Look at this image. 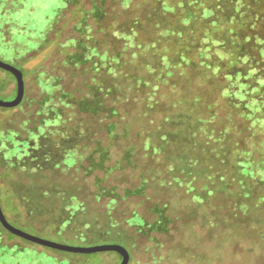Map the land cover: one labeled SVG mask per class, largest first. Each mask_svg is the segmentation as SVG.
<instances>
[{"label": "trees", "instance_id": "1", "mask_svg": "<svg viewBox=\"0 0 264 264\" xmlns=\"http://www.w3.org/2000/svg\"><path fill=\"white\" fill-rule=\"evenodd\" d=\"M19 1L0 0V5L6 9ZM121 1L128 19L111 32L115 47L110 53L94 31L105 17L104 0H90L89 7L81 0H62L59 15L72 7V31L77 36L58 44L59 68L65 73L84 69L89 83L65 90L59 77L33 71L42 91L35 101L39 119L12 126L0 122V181L14 174L31 181L16 182V189L4 198L6 211L19 218L22 206L27 217H36L44 210L46 186L40 188L34 181L77 166L84 176L131 170V183L123 189L101 186L102 180L96 179V197L109 198L113 204L141 197L153 184L174 186L198 204L228 200L226 221H238L241 213L247 222L259 223L256 215L264 211V0ZM51 29L43 47L50 42ZM192 72L198 91L189 98H175L177 110L163 115L144 143L146 151L162 158L163 170L139 168L131 147L108 166V147L94 139L105 133L108 140H118L122 124L118 106L134 89L151 102L160 87L176 77L190 83ZM89 142L95 147L87 153ZM49 184L55 192L77 197L74 189ZM59 208H47L55 217L51 225L57 234L74 229L72 240L106 244L99 234L87 237L92 226L78 217L79 207L70 209L71 214ZM152 214L155 218L149 222L134 213L128 223L142 235L166 233L171 224L166 207L154 205ZM202 220L214 222L207 216ZM113 244H124L121 234L113 233ZM15 255L9 264L33 257L19 247ZM65 264L86 263L65 259Z\"/></svg>", "mask_w": 264, "mask_h": 264}, {"label": "rangeland", "instance_id": "2", "mask_svg": "<svg viewBox=\"0 0 264 264\" xmlns=\"http://www.w3.org/2000/svg\"><path fill=\"white\" fill-rule=\"evenodd\" d=\"M81 1L86 7L91 5L90 0ZM104 4L105 17L94 25V31L103 46L112 53L115 41L111 32L127 22L128 11L121 0H104ZM62 7V0H22L6 9L0 5V60L25 73V101L14 109L0 108L1 123L12 126L25 120L29 122L39 119L35 101L42 91L34 80V70L59 77L65 90L78 89L89 83L84 69L65 73L59 68L61 56L58 44L77 36L72 31L75 20L72 7L66 8L59 15ZM51 26L48 33L50 42L43 47ZM195 74L191 73L190 83L180 77L172 79L169 86L160 87L151 102L145 100L143 91L134 89L130 93L128 99L118 106L122 122L118 127L121 133L118 140H108L105 133H99L94 139L101 140V144L108 147V166L113 167L122 158L125 149L131 147L133 160L139 168L163 170L162 158L146 151L144 143L147 136L156 131L163 115L177 110L174 107L175 98H189L198 91ZM8 78V74L0 69V82L4 80V88L0 92L2 100H11L15 96V80L12 76ZM87 145L88 153L95 147V142ZM76 167L62 173L59 171L57 174H48L45 178L34 181L40 188L46 186V191L42 201L44 210L32 218L27 217L22 206L18 209L19 218H16L6 211L4 204L9 191L16 189V182L28 185L31 181L20 178L18 174L0 181V205L7 221L16 229L47 241L68 246H92L70 239L75 234L74 229L57 234L56 227L51 225L55 217L47 208L52 210L60 207L59 209L71 214L70 209L79 207L82 215L78 217H85L92 226V232H86L87 237L99 234L105 238L106 244H113V233L122 235L124 244L120 245L129 252L128 264H264V211L256 215L259 222L256 224L244 220L241 213L238 214V221H226L227 209L224 206L228 204V200H210L198 204L179 187H160L155 184L141 197L119 200L113 204L109 198L96 197V179L102 180L101 186L123 189L131 183V170L112 171L109 176L95 171L90 176H84ZM49 183L62 189H74L77 197L69 192H55ZM154 205L166 207L171 224L166 233L142 235L136 231L131 221L128 223V219L136 213L151 222L155 218L152 214ZM204 216L214 222L206 223L202 220ZM221 221L224 222L222 225L217 223ZM11 236L3 230L0 233V264L13 263L18 247L24 248L25 252L28 251L33 256H25L22 264H65V259H80L86 264H118L120 261V257L114 252L73 254ZM6 254H11L13 258H8ZM42 257L46 259L40 260ZM20 259L21 257L18 258L19 264Z\"/></svg>", "mask_w": 264, "mask_h": 264}, {"label": "water", "instance_id": "3", "mask_svg": "<svg viewBox=\"0 0 264 264\" xmlns=\"http://www.w3.org/2000/svg\"><path fill=\"white\" fill-rule=\"evenodd\" d=\"M0 69L10 74L14 78L15 89H16L15 96L11 100L0 99V108H6V109L15 108L22 102L24 96V81H23L22 72L17 67L9 63H5L1 60H0ZM0 226L4 228L7 232L13 234L14 236H17L33 244L42 247H47L49 249L63 251L67 253H73V254H84V255L101 253V252H114L120 257V261L118 264H128L130 259L128 250L124 246L119 244L68 246L29 235L21 230L16 229L7 221L2 211L1 205H0Z\"/></svg>", "mask_w": 264, "mask_h": 264}]
</instances>
